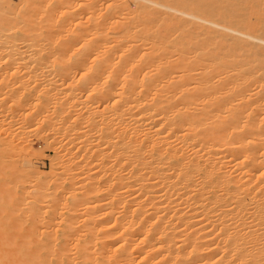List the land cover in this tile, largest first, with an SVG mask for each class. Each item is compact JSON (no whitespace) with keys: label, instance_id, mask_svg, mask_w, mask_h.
Returning a JSON list of instances; mask_svg holds the SVG:
<instances>
[{"label":"bare ground","instance_id":"bare-ground-1","mask_svg":"<svg viewBox=\"0 0 264 264\" xmlns=\"http://www.w3.org/2000/svg\"><path fill=\"white\" fill-rule=\"evenodd\" d=\"M0 264H264V0H0Z\"/></svg>","mask_w":264,"mask_h":264},{"label":"rangeland","instance_id":"rangeland-1","mask_svg":"<svg viewBox=\"0 0 264 264\" xmlns=\"http://www.w3.org/2000/svg\"><path fill=\"white\" fill-rule=\"evenodd\" d=\"M152 23V22H151ZM150 22L148 23V26H150V24H151ZM156 22H154V24H155ZM153 24V23H152ZM152 28H148V29H143V34H150L151 32H152V30H151ZM139 32V31H138ZM73 73H76V72H73ZM34 119H32L31 121H33ZM42 128V127H41ZM40 128V131L38 130V129H36V132L35 131H28V132H25V138H26V140H27V146H28V148H29V150H31V152H29V151H25L24 152V156H22V157H24V159H25V161L28 163V165H30V167H33V169H36V172L38 173V174H40L43 178H45V177H47L48 178V175H49V171H48V169H49V165L47 164V160H49V156L51 155V148H50V144L48 143L49 141H48V138L47 137H45V136H47V132H45V131H47L46 129H45V127H43L42 129ZM44 129V130H43ZM38 130V131H37ZM25 131V130H24ZM42 131V133H40ZM15 132L16 131H12V132H10L11 133V136L8 138V139H12L13 137H12V135L13 136H15V135H20V136H22L23 135V131L21 132H19V130H18V132H17V134H15ZM15 135H14V134ZM22 135H21V134ZM31 133V134H30ZM18 138H21V137H19V136H17ZM17 137H14V139L16 138V140H12V142H11V144L12 143H15V144H17L18 142H17V140H18V138ZM22 137H24V135L22 136ZM34 137V138H33ZM47 138V139H46ZM31 140V141H30ZM11 141V140H10ZM16 141V142H15ZM48 141V142H47ZM12 146H14V147H17V146H15V145H13L12 144ZM33 150H35V154L34 153H32V151ZM38 151V152H37ZM34 152V151H33ZM26 153V154H25ZM28 153V154H27ZM77 153H79V152H77ZM77 153H75V156L77 157V158H75V156H74V160H76L77 162L80 160V157L81 156H78V154ZM74 155V154H73ZM79 155H80V153H79ZM28 156V157H27ZM14 157V156H13ZM16 158V157H15ZM18 156H17V160H16V162H18L19 163V161H20V159H19V161H18ZM48 158V159H47ZM79 159V160H78ZM82 162V161H81ZM81 162H78V164L80 165V163ZM14 164H16V163H14ZM17 165V164H16ZM32 165V166H31ZM80 166H82V165H80ZM80 166H77L76 165V167H74L75 169H73L74 171V173L75 172H79L78 170H79V168H81ZM47 173V174H46ZM74 173H73V175H74ZM46 174V175H45ZM11 175V174H10ZM9 174L6 176V178L7 179H9V178H12L11 176H10ZM76 175V174H75ZM74 175V176H75ZM79 175V174H78ZM45 176V177H44ZM73 177V176H72ZM73 179H76L77 180V176H75V178L73 177ZM44 180H46V178L44 179ZM8 184H10V183H8ZM87 191V190H86ZM89 191V190H88ZM79 212H80V214H81V210H78ZM79 212H77V215L79 214ZM79 214V215H80Z\"/></svg>","mask_w":264,"mask_h":264}]
</instances>
